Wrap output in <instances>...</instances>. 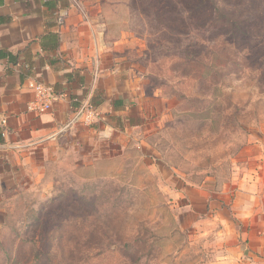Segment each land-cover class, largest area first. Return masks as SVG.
<instances>
[{
	"label": "rangeland",
	"instance_id": "rangeland-1",
	"mask_svg": "<svg viewBox=\"0 0 264 264\" xmlns=\"http://www.w3.org/2000/svg\"><path fill=\"white\" fill-rule=\"evenodd\" d=\"M100 2L130 142L1 160L0 264H211L190 194L264 166V0Z\"/></svg>",
	"mask_w": 264,
	"mask_h": 264
},
{
	"label": "crops",
	"instance_id": "crops-1",
	"mask_svg": "<svg viewBox=\"0 0 264 264\" xmlns=\"http://www.w3.org/2000/svg\"><path fill=\"white\" fill-rule=\"evenodd\" d=\"M76 1L80 7L75 0H0V161L56 160L67 150L96 153V143L121 152L130 142L101 0ZM30 81L54 87L65 99L51 112H29ZM76 99L98 108L93 127L70 124ZM234 185L232 195L206 184L190 194L208 203L211 198L205 213L219 226L211 264H264V166L243 170Z\"/></svg>",
	"mask_w": 264,
	"mask_h": 264
},
{
	"label": "built area",
	"instance_id": "built-area-1",
	"mask_svg": "<svg viewBox=\"0 0 264 264\" xmlns=\"http://www.w3.org/2000/svg\"><path fill=\"white\" fill-rule=\"evenodd\" d=\"M29 89L33 93L34 99L28 104V111L43 114L51 112L54 106L65 99L64 94H60L54 87L38 81H30ZM71 125H84L93 127L100 118L98 108L90 101H72ZM5 136V133H2Z\"/></svg>",
	"mask_w": 264,
	"mask_h": 264
},
{
	"label": "trees",
	"instance_id": "trees-1",
	"mask_svg": "<svg viewBox=\"0 0 264 264\" xmlns=\"http://www.w3.org/2000/svg\"><path fill=\"white\" fill-rule=\"evenodd\" d=\"M117 106V105H116ZM1 135H2V133H0V137H1ZM0 142H1V139H0ZM107 176H109V173L107 174ZM112 176H114V175H112ZM166 212H168V210L166 209ZM170 220V221H174V217H172L170 214H169V212L167 213V217H164L163 218V221H165V220Z\"/></svg>",
	"mask_w": 264,
	"mask_h": 264
}]
</instances>
